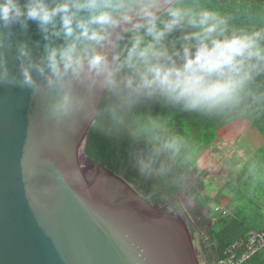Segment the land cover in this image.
Here are the masks:
<instances>
[{"label": "clouds", "instance_id": "9594fccd", "mask_svg": "<svg viewBox=\"0 0 264 264\" xmlns=\"http://www.w3.org/2000/svg\"><path fill=\"white\" fill-rule=\"evenodd\" d=\"M30 23L42 47L15 38ZM185 25L190 31L179 37L180 47L170 49L165 41ZM13 48L15 71L8 65ZM261 73L264 27H230L215 10L194 11L178 0H0V87L48 97L46 112L58 125L79 109L77 85L99 88L129 107L147 96L220 114L241 105ZM163 147L179 150L175 139ZM147 167L140 162L142 172Z\"/></svg>", "mask_w": 264, "mask_h": 264}, {"label": "water", "instance_id": "95a60500", "mask_svg": "<svg viewBox=\"0 0 264 264\" xmlns=\"http://www.w3.org/2000/svg\"><path fill=\"white\" fill-rule=\"evenodd\" d=\"M15 38L44 43L34 23ZM8 65L16 70L14 48ZM75 92L78 111L58 125L48 97L0 87V264H218L187 190L166 207L161 182L154 207L85 155L105 91Z\"/></svg>", "mask_w": 264, "mask_h": 264}, {"label": "trees", "instance_id": "16d2710c", "mask_svg": "<svg viewBox=\"0 0 264 264\" xmlns=\"http://www.w3.org/2000/svg\"><path fill=\"white\" fill-rule=\"evenodd\" d=\"M178 3L194 11L204 8L218 11L229 18L230 27L250 31L264 27V0H180ZM183 31L190 29L185 25L167 38L165 43L170 49L180 47ZM117 105L113 113L110 109ZM241 120L264 139V73L248 85L241 105L220 114L186 111L162 98L147 96L129 107L105 92L83 151L88 158L137 186L154 207L161 205L162 182L166 204L187 190L199 208L208 210L211 199L201 196L190 178L200 175L199 185L205 190L206 175L199 166L200 154L220 143ZM171 139L178 142V151L163 147ZM141 161L148 165L144 172L140 170ZM247 164L248 175L258 174L264 179V147ZM249 222L254 223L251 219ZM252 230L264 229L242 225L237 217L220 218L208 234L215 243L217 262L228 245L245 238ZM244 264H264V250Z\"/></svg>", "mask_w": 264, "mask_h": 264}, {"label": "rangeland", "instance_id": "374dc122", "mask_svg": "<svg viewBox=\"0 0 264 264\" xmlns=\"http://www.w3.org/2000/svg\"><path fill=\"white\" fill-rule=\"evenodd\" d=\"M263 141L256 129L237 122L220 143L200 154L205 190L199 185L200 175L194 174L190 180L201 196L211 199L208 210L195 202L208 234L220 218L229 216L237 217L242 225L264 229V179L247 171V162L264 147ZM212 248L216 257L214 242Z\"/></svg>", "mask_w": 264, "mask_h": 264}, {"label": "built area", "instance_id": "2783aa9c", "mask_svg": "<svg viewBox=\"0 0 264 264\" xmlns=\"http://www.w3.org/2000/svg\"><path fill=\"white\" fill-rule=\"evenodd\" d=\"M264 250V230H252L245 238L233 241L224 250L218 264H244L252 255Z\"/></svg>", "mask_w": 264, "mask_h": 264}, {"label": "crops", "instance_id": "0c3cea01", "mask_svg": "<svg viewBox=\"0 0 264 264\" xmlns=\"http://www.w3.org/2000/svg\"><path fill=\"white\" fill-rule=\"evenodd\" d=\"M239 123H247L246 121H244V120H241V121H238ZM234 126H235V124H234ZM264 140V139H263ZM264 142V141H263ZM262 149V148H261ZM260 149V150H261ZM259 151V150H258ZM252 158V157H251Z\"/></svg>", "mask_w": 264, "mask_h": 264}, {"label": "flooded vegetation", "instance_id": "af4514ba", "mask_svg": "<svg viewBox=\"0 0 264 264\" xmlns=\"http://www.w3.org/2000/svg\"><path fill=\"white\" fill-rule=\"evenodd\" d=\"M175 199H176V198H175ZM175 199H174V200H175ZM172 201H173V200H172ZM172 201H170V202H172ZM167 205H168V202H167V204H166V207H167ZM160 206H162V201H161V205H160Z\"/></svg>", "mask_w": 264, "mask_h": 264}]
</instances>
